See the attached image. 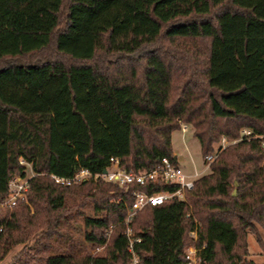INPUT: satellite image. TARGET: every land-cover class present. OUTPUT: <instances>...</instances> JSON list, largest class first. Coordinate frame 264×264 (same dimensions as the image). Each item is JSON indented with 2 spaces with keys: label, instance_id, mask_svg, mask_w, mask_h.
<instances>
[{
  "label": "trees",
  "instance_id": "obj_1",
  "mask_svg": "<svg viewBox=\"0 0 264 264\" xmlns=\"http://www.w3.org/2000/svg\"><path fill=\"white\" fill-rule=\"evenodd\" d=\"M182 125L203 160L230 143L183 199L126 223L132 191L178 185L93 176L111 156L136 172L163 157L178 164L171 136ZM255 135H264V0H0V203L12 177L30 175L24 199L0 207V262L22 245L6 264H129L132 241L137 264H188L190 245L198 264H258L245 240L252 232L261 245L264 230ZM82 169L91 176L51 177Z\"/></svg>",
  "mask_w": 264,
  "mask_h": 264
},
{
  "label": "built area",
  "instance_id": "obj_2",
  "mask_svg": "<svg viewBox=\"0 0 264 264\" xmlns=\"http://www.w3.org/2000/svg\"><path fill=\"white\" fill-rule=\"evenodd\" d=\"M181 129L184 130L185 125H182ZM249 135H252V132L250 130H241V137ZM255 138H260L262 140V145L264 146V135H255ZM239 139L232 140L231 142H236ZM229 143L230 141L223 137L221 141L216 145L215 151L211 152L204 158L205 165L208 167L209 164L215 159L218 152ZM197 175L198 173L196 171L192 174L187 173L178 164L172 163L167 157H163L160 164L152 170H143L136 172L133 170H125L119 165V158L111 156L109 158V164L105 169V172L95 174L93 178L96 179L98 177H102L106 181L118 182L123 186H127L132 183L144 184L147 181L172 182L178 185V188L172 192L159 191L148 194L140 190L132 191L133 201L126 216V223H128L136 211L142 209L147 205H158L171 197L183 199L185 190L192 188L193 179ZM29 176H14L9 180V195L2 203H0V207H11L14 206L18 200L24 199L25 191L28 187L27 180ZM90 176L91 173L86 169H82L76 172L71 178H63L51 175L55 182L66 184H69L71 181L85 180ZM126 234L127 236H130L132 234L129 228H127ZM190 234L194 236L195 232H190ZM100 248L102 247H96L95 249H92L91 252H94ZM129 248L132 252V258L129 264H137V257L132 250V241H130L129 243ZM197 252L198 251L195 245H190L186 248L185 257L188 260V264H198L199 257Z\"/></svg>",
  "mask_w": 264,
  "mask_h": 264
},
{
  "label": "rangeland",
  "instance_id": "obj_3",
  "mask_svg": "<svg viewBox=\"0 0 264 264\" xmlns=\"http://www.w3.org/2000/svg\"><path fill=\"white\" fill-rule=\"evenodd\" d=\"M196 45L197 47L203 48V43L191 41H187L185 45ZM171 142L173 150L176 151V155L178 157V165L183 168L187 173H198V175H202L204 172H208V167L205 165L204 160L202 158L200 152V144L198 139L193 135V128L190 125H185V129H179L172 132ZM216 146V144H215ZM28 174H30V169H28ZM197 175V176H198ZM195 176V177H197ZM237 193L236 184L231 187V194L235 196ZM87 211H90L89 209ZM259 236L262 240V244L260 245L257 242L256 235L252 232L247 233L246 242L248 248V254L246 259H250L258 264L264 263V230L257 226ZM22 247V245H18L14 247L0 262V264H6L10 261L12 256Z\"/></svg>",
  "mask_w": 264,
  "mask_h": 264
},
{
  "label": "crops",
  "instance_id": "obj_4",
  "mask_svg": "<svg viewBox=\"0 0 264 264\" xmlns=\"http://www.w3.org/2000/svg\"><path fill=\"white\" fill-rule=\"evenodd\" d=\"M173 153H174L176 159L178 160V157H177V155H176V151H175V150L173 151Z\"/></svg>",
  "mask_w": 264,
  "mask_h": 264
},
{
  "label": "water",
  "instance_id": "obj_5",
  "mask_svg": "<svg viewBox=\"0 0 264 264\" xmlns=\"http://www.w3.org/2000/svg\"><path fill=\"white\" fill-rule=\"evenodd\" d=\"M103 172H105V170Z\"/></svg>",
  "mask_w": 264,
  "mask_h": 264
}]
</instances>
